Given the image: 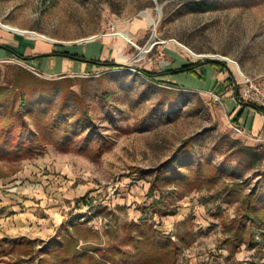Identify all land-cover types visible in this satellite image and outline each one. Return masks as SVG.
Wrapping results in <instances>:
<instances>
[{"label":"rangeland","instance_id":"1","mask_svg":"<svg viewBox=\"0 0 264 264\" xmlns=\"http://www.w3.org/2000/svg\"><path fill=\"white\" fill-rule=\"evenodd\" d=\"M1 25L89 59L100 44L123 66L47 76L0 59L1 189L37 203L33 227L0 239V264H159V239L137 262L107 256L152 235L179 247L176 264H264V126L235 122L224 96L251 102L234 97L264 77V0H0ZM189 62L221 90L140 72Z\"/></svg>","mask_w":264,"mask_h":264},{"label":"crops","instance_id":"2","mask_svg":"<svg viewBox=\"0 0 264 264\" xmlns=\"http://www.w3.org/2000/svg\"><path fill=\"white\" fill-rule=\"evenodd\" d=\"M84 45L78 44L72 48H67L64 45L55 44L44 38L36 39L35 36L23 35L0 26V59L18 58L30 68L42 71L47 76L93 71L96 67H99V63L103 62L99 56L100 51L98 49L100 44L96 49L97 56L91 59L87 58L85 50H81ZM94 61L97 62L95 63ZM188 75L198 78L202 83V86L197 87V89H205L208 86L212 90L215 88L216 91L221 90L220 86L219 88L216 87V81L209 85L202 74L201 76ZM219 80L218 78L217 81ZM228 94L229 92L224 96L230 103L229 112L236 117L242 106ZM246 107L239 121H242L245 112L253 116V120L246 124V127L250 132L257 133L264 126V117H262L260 111L254 110L250 106ZM35 206H37L36 199L32 195L22 196L17 187L4 192L0 185V239L19 232L21 224H27L30 228L33 227L37 220ZM14 223H16V227Z\"/></svg>","mask_w":264,"mask_h":264},{"label":"trees","instance_id":"3","mask_svg":"<svg viewBox=\"0 0 264 264\" xmlns=\"http://www.w3.org/2000/svg\"><path fill=\"white\" fill-rule=\"evenodd\" d=\"M18 56H21V55H18ZM95 63L97 61H94ZM202 63H185L183 65H181L179 68L177 69H168L166 71H146V70H140V72L142 74H144L146 77H149L150 79H157V78H160L162 76H166V75H169V76H173L174 74L176 73H185V74H195V75H199L201 76V74H198V71H197V67L200 66ZM205 64H211V65H214V64H218L220 65L221 63L218 62V61H215V60H206ZM99 65L101 66H105V67H108V68H117V67H121L123 65L119 64V63H116L114 61H103L101 63H99ZM176 85H178L179 83H174ZM23 99V98H22ZM241 104H244V105H247V106H250V107H253L255 108L256 110L260 111V112H263L264 113V107H261L257 104H254V103H251V102H242L240 101ZM243 114V109H241L238 113H237V116L235 117V122H237V119H239ZM84 205H90V202L87 201L86 198H82L80 200ZM257 202L256 200H253V199H250V207L253 209L254 208V203ZM245 217V216H244ZM241 227L239 228V230H242L243 226H244V223L241 222ZM238 230V231H239ZM232 238H234L235 240H238L239 242H242V235L241 234H236L234 237L232 236ZM156 239H159L158 241H156ZM26 240V239H24ZM163 241V246H162V249H156V251L154 252V254H158L160 255V257L162 258V262L159 263V264H176L177 263V251L179 249V247L170 241V237H164V236H160V238H156V236L152 235L150 239H148V243H146L147 245L145 247H142V245H136L135 243L133 242H136L133 241V247L131 249V251L129 249H123V247H121V245H115L113 247H111V250L108 249L109 251V255L108 258H109V262L112 263V262H115V255L116 254H119L124 260L126 259H130V260H135V258L137 259H144L148 256L151 255V253H149L148 251V247L149 248H154L156 242H160ZM27 242H30L29 240H26ZM233 241L230 240L229 243H231ZM64 246H67L65 244H63ZM62 246V245H60ZM20 247V245H19ZM112 254H111V253ZM115 253V254H113ZM87 256V261H86V264H101V262H96L93 258V256L91 255H86L84 252H76L74 255H72L71 257L68 255L64 258H62L63 261H65V264L67 262H69L70 258H72L74 261H78L80 258H83ZM105 258V257H104ZM107 258V257H106ZM136 261V260H135ZM125 262V261H124ZM137 262V261H136ZM19 264V262H18Z\"/></svg>","mask_w":264,"mask_h":264},{"label":"built area","instance_id":"4","mask_svg":"<svg viewBox=\"0 0 264 264\" xmlns=\"http://www.w3.org/2000/svg\"><path fill=\"white\" fill-rule=\"evenodd\" d=\"M34 72L35 74L41 75L37 71ZM247 84V88H243L240 92H237L234 98H243L264 107V77L258 80L249 79L247 80ZM234 129L238 133H243L239 126H234Z\"/></svg>","mask_w":264,"mask_h":264},{"label":"bare ground","instance_id":"5","mask_svg":"<svg viewBox=\"0 0 264 264\" xmlns=\"http://www.w3.org/2000/svg\"><path fill=\"white\" fill-rule=\"evenodd\" d=\"M2 26V25H1ZM3 28H5V29H8V30H12V31H17V32H21V33H25V34H28V35H33L34 34V32H31V31H26V30H22V29H18V28H15V27H13V26H7V25H3L2 26ZM38 36H40L39 34H37ZM121 35L126 39H129L130 40V38L129 37H127L126 35H124V34H122L121 33ZM196 56H200V55H196ZM230 62H232L237 68H238V70H240L239 69V67H238V65L235 63V62H233L232 60H230V59H228ZM236 68V69H237ZM243 74V73H242Z\"/></svg>","mask_w":264,"mask_h":264}]
</instances>
